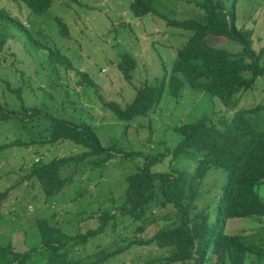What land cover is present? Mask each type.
Segmentation results:
<instances>
[{"label":"rangeland","instance_id":"1","mask_svg":"<svg viewBox=\"0 0 264 264\" xmlns=\"http://www.w3.org/2000/svg\"><path fill=\"white\" fill-rule=\"evenodd\" d=\"M132 1L53 0L46 13L36 15L21 4L0 0V8L22 21L28 31L25 33L14 25L6 29L10 35L0 49V110L18 115L22 107L36 108L42 115L59 120L86 122L94 128L103 148L114 144L122 155H128L80 166L71 185L46 198L37 181L27 179L33 164L81 154L84 148L70 141L40 143L49 137L50 118L26 119L24 130L19 119L0 122V192L10 190L0 204V246L10 245L18 252L30 253L32 258L27 264H41L39 258L43 252L36 221L46 219L66 234H83L97 227L94 219L101 209L118 205L127 178L143 167L152 175L174 171L191 175L200 154L173 156L183 139L174 132L175 127L194 124L203 118L217 121L224 114L230 119L239 110L247 112L246 118L258 131H264V78H259L254 88L239 99L234 112L224 110L220 101L207 91L188 86L179 99H173L165 87L160 103L152 112L127 122L119 121L105 108L103 103L109 102L125 107L132 102L138 88L153 85L170 74L177 50L186 45L192 32L170 27L167 21H200L204 16L196 5L200 0H152L155 13L137 18L129 10ZM222 1L233 8L237 29L253 31V49L256 52L263 49L264 0ZM58 21L64 24L67 36L62 35ZM207 42L235 54L241 50L238 44L224 38L210 36ZM51 51L70 67L65 69L61 59L49 57ZM123 54L136 62L129 81L124 80L118 69ZM82 75L92 85H79ZM22 142L32 143L21 146ZM68 176L69 172L63 173V177ZM227 183L226 172L211 169L203 180L199 199L192 204L191 217L207 212L213 220ZM256 191L264 202V185ZM156 198L161 199L159 191ZM154 205L150 208L157 210ZM153 210L148 208L147 217ZM173 212L170 208L157 210L153 218L159 217L158 221L155 219L156 222L136 236L149 240L160 229L174 226L177 216ZM133 223L122 216L109 221L102 235L88 240L86 250L80 248L72 257L84 259L82 264H159L156 260L165 258L167 250L156 244L132 246L100 262L105 255L125 248L133 240L134 230L140 224ZM224 232L241 235L246 242L264 247V219L228 220ZM107 246L102 253L97 252ZM95 253L99 254L87 258ZM213 263L214 259L205 262ZM246 264H264V258L248 257Z\"/></svg>","mask_w":264,"mask_h":264},{"label":"trees","instance_id":"2","mask_svg":"<svg viewBox=\"0 0 264 264\" xmlns=\"http://www.w3.org/2000/svg\"><path fill=\"white\" fill-rule=\"evenodd\" d=\"M10 1L23 5L36 15L46 13L53 2ZM196 5L204 13L200 21H167L170 27L192 32L186 45L177 50V57L167 78L164 76L153 85L144 84L138 88L132 102L123 108L114 102L103 103L119 121L127 122L136 116H146L152 112L160 103L165 87L173 99L180 98L185 86L207 91L211 97L220 101L224 110L234 112L239 99L254 88L259 78H264V48L256 52L252 47L253 31L236 28L233 8L222 0H200ZM129 10L137 18L155 13L152 0H133ZM58 24L62 35L67 36L64 24L60 21ZM0 25V49L10 35L6 30L9 25L28 32L22 21L16 20L15 16L3 8H0ZM210 36L230 40L238 44L241 50L235 54L213 47L207 42ZM49 57L53 60L61 59L65 69L70 67L66 60L54 55L52 51ZM135 68L136 62L131 56H120L118 69L125 81L131 79ZM79 85H92V82L86 75H82ZM246 115L247 112L237 110L230 119L224 114L217 121L203 118L194 124L175 127L174 132L183 139L173 151V156L200 154L194 172L191 175L175 171L152 175L147 167H143L127 178L126 189L118 205L111 209H101V213L94 219L98 223L95 229L72 235L66 234L56 223H50L46 219L36 221L40 249L43 252L39 258L41 264H82L84 259H75L72 254L79 252L80 248L85 251L88 240L102 235L107 223L115 221L118 216L130 219L134 225L140 224L134 230L133 240L125 248L105 255L100 262L122 254L129 247L142 248L152 244L167 250L165 258L156 260L159 264H205L209 259H214L213 264H246L248 257L263 259L262 245L248 243L241 235H227L224 232V224L228 220L264 219V202L256 191V188L264 185V131H258ZM42 116L50 118L51 128L49 137L40 143L70 141L84 148L81 154L54 159L46 164L38 160L33 164L27 179H35L46 198L58 195L65 186L71 185L80 166L83 168L95 163L94 160L104 163L116 155H122L114 144L103 148L94 128L86 122L59 120L47 114L42 115L41 110L36 108L22 107V113L18 115L0 110V122L19 119L23 130L26 129L24 120ZM31 143L22 142L20 145L29 146ZM125 156L128 155L121 157ZM211 169H221L228 174L222 202L217 205L213 220L207 212H199L200 214L191 217L192 204L199 199L203 180ZM64 172H69V176L63 177ZM157 191L161 199L156 198ZM9 193V189L0 192V204ZM152 204H155L158 211L173 209L177 222L174 226L160 229L149 240H141L136 234H142L147 225L159 218H153L157 210L150 208ZM148 208L153 210L149 211V217ZM146 218L153 220H143ZM108 247L102 251H97V248L96 251L102 253ZM31 258L30 253L18 252L10 245L0 246V264H27Z\"/></svg>","mask_w":264,"mask_h":264}]
</instances>
